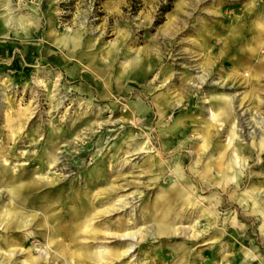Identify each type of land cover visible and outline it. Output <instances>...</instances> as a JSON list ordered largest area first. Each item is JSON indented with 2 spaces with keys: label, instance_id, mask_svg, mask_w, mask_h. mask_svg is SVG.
<instances>
[{
  "label": "rangeland",
  "instance_id": "rangeland-1",
  "mask_svg": "<svg viewBox=\"0 0 264 264\" xmlns=\"http://www.w3.org/2000/svg\"><path fill=\"white\" fill-rule=\"evenodd\" d=\"M262 22L264 0H0V264H264Z\"/></svg>",
  "mask_w": 264,
  "mask_h": 264
},
{
  "label": "bare ground",
  "instance_id": "bare-ground-1",
  "mask_svg": "<svg viewBox=\"0 0 264 264\" xmlns=\"http://www.w3.org/2000/svg\"><path fill=\"white\" fill-rule=\"evenodd\" d=\"M9 12H11L12 10H8ZM15 18L14 17H12L11 18V23H14L15 22ZM263 27V28H262ZM257 30L261 33V34H263L264 33V22H262L261 24H258L257 25ZM248 52L250 53H254V51H253V49H248ZM256 69H255V71H257L258 70V68H260V69H262L261 67H263V65L259 62L256 66ZM200 79V78H199ZM200 80H202V78L200 79ZM248 96V95H247ZM252 96V95H251ZM226 99V98H225ZM211 100L212 101H216V102H218V101H223V99L222 98H220V97H214V96H211ZM232 101H233V98H227V101L225 100L224 102H222V103H216V106H217V109H218V111L220 112V113H222V114H227L228 112H229V106L231 105V103H232ZM139 111H141L142 110V108H140V107H138L137 108ZM212 115H213V113H211ZM242 114L244 115L243 117H245L246 116V114H247V111H243L242 112ZM258 117V116H257ZM249 118H250V120H252V121H249V122H247V127H249V130H252V131H255V127L254 126H256V125H258V119H255L256 118V114L254 113V114H251L250 113V116L247 118V119H245V120H249ZM259 128H260V126H259ZM231 135H230V138H231V140L230 141H232V139H233V136H234V130L233 129H231ZM205 138H204V141L201 143V146L202 147H204L205 146V144L208 142V135H207V133H205ZM258 148H259V150H262L263 148H264V134H262V133H259V135H258ZM237 158V157H236ZM240 162V161H239ZM237 163V162H236ZM230 164H232L231 162H229V164H228V167H230V166H232V165H230ZM207 168H208V166H207ZM211 169H212V166H211ZM244 195H248L249 197L248 198H251V193H245ZM251 201H252V210L254 211L255 209H258V206H257V204L254 202V200H252L251 199ZM118 202V204H120L121 203V201L120 200H118L117 201ZM113 206V205H112ZM261 207V206H260ZM111 208V207H110ZM113 208L114 207H112L111 209H110V211H107L108 213H110V212H113ZM118 231V230H117ZM111 235V234H110ZM52 236V235H51ZM50 236V234H49V241H48V246L50 247V246H52V237ZM112 237H115V238H134L135 236H136V234L135 233H125V234H123V235H115V234H112L111 235ZM67 248L68 247H66V246H62L61 247V249H60V252L58 253V255H62V254H64V253H66L67 252ZM129 250V249H128ZM12 254H14V252H12ZM72 256V255H71ZM0 258H2V257H0ZM9 258H11V257H9ZM65 264V263H64Z\"/></svg>",
  "mask_w": 264,
  "mask_h": 264
}]
</instances>
